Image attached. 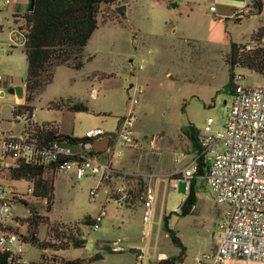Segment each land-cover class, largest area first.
I'll return each mask as SVG.
<instances>
[{
    "label": "rangeland",
    "instance_id": "374dc122",
    "mask_svg": "<svg viewBox=\"0 0 264 264\" xmlns=\"http://www.w3.org/2000/svg\"><path fill=\"white\" fill-rule=\"evenodd\" d=\"M222 1L227 0H122L119 4L129 3L126 18L124 12L119 14L115 9L119 4L103 5L98 28L84 49L85 66L56 67L53 81L35 96L33 104L42 122L57 123L69 133L75 128L80 133L100 122L105 131L112 132L117 118L128 111L129 94L134 91L133 87L127 91L130 83L143 88L136 106L139 115L134 126L135 155L130 156L133 152L125 148L121 158H112L115 166L124 165L127 171L138 174L123 205L109 198L105 185L94 199L90 192L100 179H78L73 170L56 175L55 203L49 212L46 202L29 191L30 180L14 182L26 195L24 206L14 204L17 214L27 217L30 207L36 208L41 215L78 228L77 237L94 241L93 249L72 243L59 249L48 247V255L65 260L78 258L85 264H157L181 251L164 227L165 214L170 215L169 226L186 246L183 261L175 264H195L197 256L211 251L213 233L225 218L228 205L209 197L207 182L199 178L198 201L190 214L182 215L181 205L188 194L186 182L180 180L173 189L170 178L180 175L170 173L185 167L196 155L183 128L194 124L201 130L209 117L214 118L217 130L226 122L231 98L226 91L231 44L224 39L225 34L238 44L255 47L258 43L253 35L264 26V0L262 7L255 9V0H235L237 4L228 7ZM211 6L220 10L212 12ZM15 13L16 9L0 0V49H5L4 54L0 52V74L7 75L11 85L25 84L28 67L17 29L24 21L13 17ZM259 44L264 46V41ZM235 72L246 75V84L264 85V76L249 67L236 65ZM1 89L7 91L8 87L0 83ZM61 100L83 103L88 110L52 107L53 102ZM17 104L15 94L7 91L0 96L2 127L19 133L21 127L8 122ZM93 144L95 150L107 147L106 139ZM150 174L153 176L148 178ZM149 186L154 196L153 214L145 222L144 197ZM102 207L107 214L98 229L84 222L86 216L95 218ZM37 234L39 241L46 240V226L40 225ZM115 241H119L117 245ZM115 246L122 249L113 250ZM26 249L32 259L45 252L39 242L28 243ZM96 252L103 258L91 259Z\"/></svg>",
    "mask_w": 264,
    "mask_h": 264
},
{
    "label": "built area",
    "instance_id": "2783aa9c",
    "mask_svg": "<svg viewBox=\"0 0 264 264\" xmlns=\"http://www.w3.org/2000/svg\"><path fill=\"white\" fill-rule=\"evenodd\" d=\"M3 1L11 4L13 0ZM210 10L215 11L216 7L211 6ZM3 79L6 76L0 75V81ZM244 80L245 75L236 74V85L227 104L223 128L215 129V120L209 117L199 133V151L195 152L189 164L176 172L180 176L171 179L173 189L180 180H184L189 191L198 159L202 158L209 164L206 180L210 188L209 197L229 207L214 231L213 248L197 256L195 264L264 263V85H250ZM141 92L142 88L136 86L135 93L130 96L128 111L121 116L115 134H109L108 161H104L103 154L96 152L93 145L106 133L102 128L89 129L82 141L64 139L47 144L44 138L33 136V128L44 123L36 122L34 110L24 109L13 114L11 120L21 125V134L0 129V256L7 262L64 264L57 255H48L47 248L33 259L27 252L26 245L32 244L27 238L32 233L24 219L29 215L20 216L14 210L17 202L24 206L26 195L14 185L18 180L11 176L20 165L41 166L45 171L52 167L73 170L78 179L95 176L100 179V184L91 189L93 198L98 196L101 185L118 173L123 182L113 192L117 194L119 203L126 201L132 190L131 177L136 175L113 168L112 158L121 157L123 150L135 141L134 126L139 115L136 105ZM30 181L29 191L33 192L35 181ZM152 193L149 188L144 198L145 222L152 216ZM106 214L103 207L93 221L95 229L99 228Z\"/></svg>",
    "mask_w": 264,
    "mask_h": 264
},
{
    "label": "trees",
    "instance_id": "16d2710c",
    "mask_svg": "<svg viewBox=\"0 0 264 264\" xmlns=\"http://www.w3.org/2000/svg\"><path fill=\"white\" fill-rule=\"evenodd\" d=\"M122 0H36L33 11H24L20 14H13V17L24 21L18 26V31L24 37L23 50L27 58L26 76V104L17 105L13 114L18 111L28 109L33 110L30 104L35 96L54 79L55 68L59 65H66L71 68L80 69L85 64L84 49L88 44L95 30L99 25L100 9L103 5L115 6ZM255 8L262 7L261 0L254 1ZM240 20V18H239ZM256 37V38H255ZM264 38V26L254 33L253 39L258 45ZM230 40L231 52L228 55L230 63V76L226 84V91L233 92L236 85L235 66L249 67L255 72L264 74V46L248 47V44L241 45L231 40L230 35H226ZM64 100L53 102L52 107L62 108L66 105L68 109L75 111H86L88 107L83 103L67 104ZM46 126H50L47 128ZM33 136L44 138L47 144L54 140L69 139L70 141H82L85 138H75L74 136L61 134L58 127L51 123H44L42 126L33 128ZM183 133L191 140L192 149L199 151L200 141L198 129L194 124H189L183 128ZM54 171L45 172L41 166L25 165L14 170L12 177L20 180L22 178L35 181L33 195L36 198L46 200V209L51 211L55 203V177L60 170L57 167ZM209 173V164L202 158L198 159L194 178L190 189L181 205L182 215L190 214L197 201L198 179L202 178L206 182ZM204 182V183H205ZM170 215L163 216L164 227L172 242L180 247L178 255H172L161 259L157 264H175L183 261L186 254V246L177 234V231L169 226ZM28 222L29 230L37 233L40 225L46 226L47 239L39 241L38 237L32 242L43 247L59 249L60 246L67 247L72 243L76 247L83 246L85 239L77 237L79 231L75 226H69L64 222L52 220L48 215H41L36 208L30 207V214L24 219ZM86 224L93 223L90 216L84 219ZM28 237L27 239H30ZM62 247V248H63ZM135 251L134 249H131ZM64 264H85L82 259L63 260ZM0 264H10L5 257L0 256Z\"/></svg>",
    "mask_w": 264,
    "mask_h": 264
},
{
    "label": "crops",
    "instance_id": "0c3cea01",
    "mask_svg": "<svg viewBox=\"0 0 264 264\" xmlns=\"http://www.w3.org/2000/svg\"><path fill=\"white\" fill-rule=\"evenodd\" d=\"M233 1H235V0H227V1H222V2H224L223 4H225L227 7L228 6H231V4H237V3H235V2H233ZM124 4H126L127 5V9H128V6H129V3L128 2H126V3H124ZM10 6H11V8H13V10H15L16 9V13L15 14H20V13H23L24 11H26V8H27V5H28V0H13L12 1V3L11 4H9ZM117 6V5H116ZM116 6H115V8H116ZM252 7H253V9H255V6H254V2H252ZM220 9L217 7L216 8V10L215 11H212V12H216V11H219ZM127 11V10H126ZM126 11H124V14L123 15H125V13H126ZM122 14V13H121ZM238 16H240V13H238L237 14V17ZM241 19V18H240ZM227 20V19H226ZM18 27V26H17ZM18 29V28H17ZM18 34H19V36H20V40H21V38L23 37V35H22V33H20L19 31H18ZM226 35H227V33L225 34V36H224V39L227 41V42H230V40L229 39H226ZM230 35V34H229ZM230 38H231V36H230ZM231 40H232V38H231ZM262 41H264V38L262 39ZM21 42H22V45H23V42H24V40L22 41L21 40ZM249 45V44H248ZM0 52L2 53V54H4L5 53V49H0ZM59 66H62V65H59ZM63 66H66V65H63ZM84 66H85V64H84ZM83 66V67H84ZM58 67V66H57ZM66 67H68V68H70V69H75V68H71V67H69V66H66ZM82 67V68H83ZM56 69V68H55ZM81 69V68H80ZM237 74V73H236ZM260 75H263L264 76V74H262V73H259ZM0 75H2V74H0ZM244 75V74H243ZM3 76H6V79H3V80H1L0 81V83H1V85H3V86H7L8 88H10V87H13V86H17V85H23L24 86V88H25V95H24V97L23 98H19L16 94V96H17V98H18V104L17 105H24V104H26V92H27V87H26V80H25V84H15V85H11V83H10V81L8 80V76L7 75H3ZM54 76H55V71H54ZM245 78H246V75H245ZM133 83V82H132ZM131 84V83H130ZM137 86V85H136ZM135 83H133V85L132 86H130L129 85V87L127 88V91L129 92V89H131L132 87L134 88L133 90V93L132 94H129V106H130V96L131 95H133L134 93H135ZM141 87V86H140ZM142 88V87H141ZM8 91V90H7ZM6 90H3V89H1L0 90V96H4L5 94H6V92H7ZM142 91H143V88H142ZM12 94V93H11ZM93 95H95V90H93V93H92ZM141 94V93H140ZM35 99V98H34ZM34 101V100H33ZM33 101L30 103L31 105H32V107H33V110H34V114H35V120H36V122L38 123V124H40V122H42L41 121V119H38L37 118V115H36V108H35V105L33 104ZM139 102V101H138ZM138 104V103H137ZM17 105H15V106H17ZM15 106L13 107V110H14V108H15ZM129 106H128V108H129ZM137 106V105H136ZM137 109V108H136ZM138 111V110H137ZM126 113V112H125ZM124 113V114H125ZM123 114V115H124ZM138 114H139V112H138ZM12 115H13V111H12ZM123 115H121V116H123ZM0 116H1V114H0ZM121 116H119L118 118H117V125H116V127H115V129L112 131V132H107V131H105L106 133L104 134V135H102L100 138H98L97 140H99V141H102L103 139H106V144H107V147L104 149V150H95L96 152H100V153H102L103 154V158L104 159H109V157L107 156V154H106V150H107V148L109 147V145H110V143H111V138H110V136H109V134H112V135H114L115 134V132H116V130H117V128H118V125H119V121H120V118H121ZM2 117V116H1ZM2 121H3V119H2ZM2 121L0 122V129H4L3 127H2ZM10 124L11 123H14V122H11V120L10 121H8ZM51 123V124H54L55 126H57L58 127V130H59V132L61 133V134H64V135H69V136H74L75 138H82V137H84L85 136V134H86V132L89 130V129H91V128H102L103 130H106L105 128H104V126L103 125H100L101 123L100 122H98L96 125H90V126H88V127H86V128H84L83 130H81L80 131V133H77V129L75 128L74 130H73V132L72 133H69V132H67V131H64L63 129H62V127H61V125H59V124H57V123H53V122H51V121H43L42 123ZM104 123V122H103ZM106 123V122H105ZM16 124H18V123H16ZM20 127H21V125L20 124H18ZM6 130H9V129H6ZM21 130H22V127H21ZM11 131H13V130H11ZM201 131V130H200ZM14 132V131H13ZM15 134H21V132H19V133H16V132H14ZM135 142V141H134ZM132 143L130 146H128V147H126L127 149H129V150H131L133 153H131L130 154V156H133L134 157V155H135V146H137V144H136V142L135 143ZM94 145V144H93ZM193 150V149H192ZM124 151V150H123ZM193 151H195V150H193ZM196 152V151H195ZM184 153V152H183ZM123 154V153H122ZM122 157V156H121ZM121 157H115V158H121ZM112 167L113 168H115V169H117V170H125V171H127L126 170V167L124 166V165H122V167H117V166H115L113 163H112ZM54 167H52V168H50V169H48V170H46L45 172H47V171H54V169H53ZM180 170H182V169H178V170H176V171H174V172H171L170 174H172V173H175V172H178V171H180ZM61 171H67V170H59L58 171V173L59 172H61ZM129 172V171H128ZM57 173V174H58ZM130 173H133V174H135L136 176H134V177H131V179H133L132 181H131V187H132V189H133V185H132V183L133 182H135L136 180H137V177H138V174L137 173H135L134 171L133 172H130ZM151 176H153V175H149L148 176V178L150 177L151 178ZM145 178L146 179H148L147 178V176H145ZM23 179V178H22ZM25 179V178H24ZM171 179L172 178H170V183H171ZM21 180V179H20ZM26 180H28V179H26ZM123 182V177L120 175V174H118V173H115V175L111 178V180L110 181H107V182H105L104 184H102V185H105L107 188H108V190L110 191V196H109V198H111V199H113V200H115V201H117L116 200V197H117V194H115L114 192H113V190H114V188L115 187H117V186H119L121 183ZM112 183H114V185H113V187H111L110 186V184H112ZM101 185V186H102ZM171 185H172V183H171ZM151 189L152 190V188L149 186L148 187V189ZM147 189V190H148ZM109 191H107V194L109 193ZM132 191V190H131ZM131 191H130V194H131ZM147 192V191H146ZM152 192H153V190H152ZM33 193V192H32ZM147 194V193H146ZM153 194V193H152ZM145 198V197H144ZM153 198H154V196H153ZM95 199V198H94ZM45 202H46V200H44ZM118 202V201H117ZM24 203H26L25 201H24ZM119 203V202H118ZM124 204V202L123 203H121L120 202V205H123ZM103 208V207H102ZM105 208V207H104ZM30 210V209H29ZM152 214H153V212H152ZM106 216V215H105ZM94 219L95 218H93V221H94ZM144 220V219H143ZM100 227V226H99ZM31 231V230H30ZM145 231L146 232H148L149 231V228H147L146 227V229H145ZM31 237H32V235L35 233L36 234V236H38V234L36 233V232H34V231H31ZM214 234V233H213ZM37 238V237H36ZM30 240H31V238H30ZM90 241V240H89ZM91 241H93V240H91ZM120 241V240H119ZM119 241H115L114 242V244L115 245H117L118 244V242ZM31 242H33L32 240H31ZM94 242V241H93ZM33 244V243H32ZM86 244V243H85ZM212 245H214V243L212 244ZM87 247V246H86ZM115 247H118V249H114L113 248V250H120V249H122L121 247H119V246H115ZM44 248H48V247H44ZM89 248V247H88ZM91 249V248H90ZM94 256V255H93ZM166 258V257H165ZM163 259V258H162ZM63 260H65V259H63ZM237 262H235V263H233V262H228L227 264H236Z\"/></svg>",
    "mask_w": 264,
    "mask_h": 264
},
{
    "label": "water",
    "instance_id": "95a60500",
    "mask_svg": "<svg viewBox=\"0 0 264 264\" xmlns=\"http://www.w3.org/2000/svg\"><path fill=\"white\" fill-rule=\"evenodd\" d=\"M35 4H36V0H28V5L26 10L27 11H33L35 9ZM174 5H176V3H174ZM116 11L121 14L124 11L127 10V5L126 4H119L116 6ZM125 18L127 17L126 15H123ZM21 40H24V37L21 38ZM133 83L130 84V86H132ZM8 92L12 93V94H16L19 98H23L25 95V88L23 85H17V86H13L8 88ZM226 102V101H225ZM36 234L34 233L31 237V240L34 241L36 239ZM86 246L93 249L94 248V242L93 241H87L86 242ZM214 246V245H213ZM103 258V255L100 254L99 252H96L94 254V256L91 259H100Z\"/></svg>",
    "mask_w": 264,
    "mask_h": 264
}]
</instances>
